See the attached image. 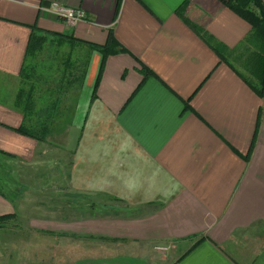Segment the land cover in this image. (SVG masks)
<instances>
[{
	"label": "crops",
	"instance_id": "crops-1",
	"mask_svg": "<svg viewBox=\"0 0 264 264\" xmlns=\"http://www.w3.org/2000/svg\"><path fill=\"white\" fill-rule=\"evenodd\" d=\"M228 1L0 0V217L50 184L34 226L67 239L58 251L77 240L66 264H264V95L245 80L259 54ZM43 122L44 139L18 132ZM3 244L5 264L25 246Z\"/></svg>",
	"mask_w": 264,
	"mask_h": 264
},
{
	"label": "rangeland",
	"instance_id": "rangeland-1",
	"mask_svg": "<svg viewBox=\"0 0 264 264\" xmlns=\"http://www.w3.org/2000/svg\"><path fill=\"white\" fill-rule=\"evenodd\" d=\"M45 56H47V60H46V57H44L46 61L50 60L49 58L51 55L49 53L46 52ZM46 68L48 69L49 67L46 66ZM45 75L49 76L48 73H46ZM45 75L43 77H45ZM6 170L8 171V169ZM2 176H5L3 175V172L0 175V177ZM10 181H14V177H11ZM2 184H3L2 186L6 188L4 186L5 184L4 181L2 182ZM49 185L50 184L43 185L44 187L40 185H31V187L29 186L30 190H28V187H27V190L22 193L23 195L21 197L23 198V200L18 203L19 209L17 210V213L14 215V218L9 221H5V222L1 221L0 223V264L6 263V259L8 258V253L10 252L9 249L2 247L4 246L3 243H7V242L25 244L23 248L24 250L18 249L14 251L16 255H13L12 257H10L8 264H51V261H54V264H66L68 263L65 261L66 257L67 259H69L72 256L71 254L76 252V250H73L74 245L76 244H72L71 242L75 243L77 240L70 241L71 245H69L68 249H64V250L59 249L58 251V246L61 245L62 242H67V239L65 240L64 238H61L59 240L60 244L58 243L59 245H56L57 240L54 239L55 242L50 244L51 237L55 235H51L47 232L40 233L38 229L35 228L34 226L35 225L34 224L35 219L33 218L34 216L33 206L35 202L34 200L35 198H41V200L44 198L42 200L43 209H44L43 211L48 213L49 207H50L51 194H52V193L50 194V192L53 191V189H51ZM9 187L10 189H13V190H9L6 188L7 189L6 192L9 194L10 197H14L13 193L17 194L19 187L14 186V185L11 186V184H9ZM17 195H20V194H17ZM63 206H64L63 209H65V203H63ZM38 220H42V219H38ZM38 243L42 244L40 245L42 248L40 246L38 247L37 245ZM27 247H29V249H27ZM34 247L40 248L39 251H41L40 253H41L42 260L39 262L38 261L36 262L28 261L27 258L24 256L26 254L27 257H33L35 252H36V256H38L37 251H35L37 249H34ZM58 252H61L59 256H58ZM78 258H80V252H77V254H75L74 260L76 261ZM58 259H62V260L59 262H56V260Z\"/></svg>",
	"mask_w": 264,
	"mask_h": 264
},
{
	"label": "trees",
	"instance_id": "trees-1",
	"mask_svg": "<svg viewBox=\"0 0 264 264\" xmlns=\"http://www.w3.org/2000/svg\"><path fill=\"white\" fill-rule=\"evenodd\" d=\"M229 0V7L235 9L238 14L244 17L247 21L250 22L252 27V32L247 38V42L251 43L258 51L259 54L257 58V65L253 68L250 75L245 77V80L253 87V89L259 94V96L264 95V9L261 5V0ZM120 0H118L116 5V13L119 12ZM34 37V36H32ZM38 38V37H37ZM34 39V38H32ZM45 41L35 40L33 41V47L39 46ZM115 41L111 37L106 46L102 47L101 50L104 52L103 63L110 53H112L111 47L114 45ZM102 70H100L101 74ZM243 75V74H241ZM249 77V78H248ZM99 78L96 83V88L98 87ZM33 91L25 93L20 91L16 105L21 109L25 117H28L33 112ZM49 124V123H48ZM48 124H42V126H30L27 130V126L18 129V132L23 133L27 136H30L35 139H44L45 134L48 133ZM41 134V136H40ZM14 218L13 215H6L0 217V223L9 221Z\"/></svg>",
	"mask_w": 264,
	"mask_h": 264
},
{
	"label": "built area",
	"instance_id": "built-area-1",
	"mask_svg": "<svg viewBox=\"0 0 264 264\" xmlns=\"http://www.w3.org/2000/svg\"><path fill=\"white\" fill-rule=\"evenodd\" d=\"M47 10L55 14L58 18L62 19L69 27L77 26L86 18L85 12L83 10L70 8L58 3L52 4ZM156 249L160 252H167L169 247L159 246L156 247Z\"/></svg>",
	"mask_w": 264,
	"mask_h": 264
}]
</instances>
